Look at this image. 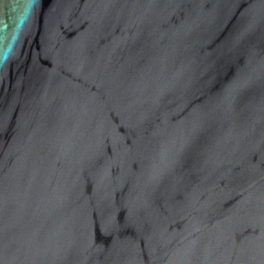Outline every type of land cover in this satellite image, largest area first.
<instances>
[{
	"label": "water",
	"instance_id": "water-1",
	"mask_svg": "<svg viewBox=\"0 0 264 264\" xmlns=\"http://www.w3.org/2000/svg\"><path fill=\"white\" fill-rule=\"evenodd\" d=\"M0 264H264V0H0Z\"/></svg>",
	"mask_w": 264,
	"mask_h": 264
}]
</instances>
